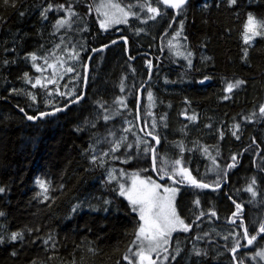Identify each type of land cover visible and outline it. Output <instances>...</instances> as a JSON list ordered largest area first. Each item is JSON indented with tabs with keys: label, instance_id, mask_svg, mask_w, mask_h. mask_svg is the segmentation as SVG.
Wrapping results in <instances>:
<instances>
[{
	"label": "trees",
	"instance_id": "obj_1",
	"mask_svg": "<svg viewBox=\"0 0 264 264\" xmlns=\"http://www.w3.org/2000/svg\"><path fill=\"white\" fill-rule=\"evenodd\" d=\"M118 1L136 8L119 27L125 35L100 28L96 0H0V264H131L125 257L140 218L120 195L119 178L152 175L154 142L140 135L135 116L148 75L140 121L159 139L158 176L180 180L175 170L183 168L199 182L229 184L179 187L176 210L189 228L172 234L163 264H234L232 249L253 236L235 259L264 264L247 256L264 247V27L245 42L250 15L264 24V0H189L176 17L158 0L151 17L143 15L147 0ZM67 12L69 26L58 27ZM120 38L127 45L111 44ZM237 80L244 83L226 91ZM82 92L63 112L27 118ZM120 97L121 114L99 115ZM195 143L215 145V171ZM247 185L255 195L242 190ZM13 232L23 239L12 241Z\"/></svg>",
	"mask_w": 264,
	"mask_h": 264
},
{
	"label": "snow or ice",
	"instance_id": "obj_2",
	"mask_svg": "<svg viewBox=\"0 0 264 264\" xmlns=\"http://www.w3.org/2000/svg\"><path fill=\"white\" fill-rule=\"evenodd\" d=\"M7 3V0H5ZM159 2V0H158ZM187 2V0H163V3L170 5L173 8L176 9H182L183 5ZM231 3H235V0H230ZM51 5H49V9H45V12L42 13V15H45L46 12L51 9ZM59 7L63 8V5H60ZM113 7H119L118 5H113ZM121 12H123V9H120ZM149 12L152 13H158V9L156 8H148ZM70 14L71 10L69 9ZM107 15V14H105ZM121 20L119 18H113V19H107L105 21H101V27L107 28L111 23H120ZM126 22V21H125ZM67 23L65 20H58L57 26L63 27L64 24ZM183 27V23L181 22V28ZM257 27H264V24L257 25L254 18L250 15L248 17V24L245 27V42L247 43L250 39L248 36L249 32H252L253 35H259L260 33L256 32L255 29ZM179 35V33H177ZM32 60H36L35 54H31ZM51 67V65H50ZM68 71H71V69H68ZM25 76L27 77V73H25ZM207 79V78H206ZM39 83V81H37ZM243 81L237 80L235 83H228L226 91L231 92L234 88L239 87L241 84H243ZM227 98V97H226ZM34 99V97H33ZM149 99H151V93H149ZM61 109H57V111H60ZM21 111H23L21 109ZM260 111L264 113V106L260 108ZM41 115H47V113H41ZM28 119H35V117L29 116ZM107 119V117H105ZM192 119H195V117H192ZM151 135V133H149ZM157 143L159 141L157 140ZM116 147H119L117 145ZM116 149L114 148L113 151ZM154 151V150H153ZM95 160V157L93 158ZM155 161V157L153 158ZM233 161H235V156L232 158ZM180 161H176V164H179ZM235 164L229 165V167H234ZM181 174H185L186 170L181 169ZM114 178V177H113ZM186 179H189L190 182L201 188L209 187L206 184H201L195 180V178L191 177L190 174L185 175ZM40 185V187L43 189L44 192H47V186L44 181L39 180L37 181ZM255 181H253L254 183ZM219 185H217L218 187ZM160 187V185L154 184V182L151 183V185L148 182H145L143 180L137 181L133 180L132 187L125 189L124 185L120 186V195L126 196L130 203L134 206L133 211H139L140 214V220L143 221V224H141L138 233H137V240L143 243L144 240L149 241L150 244V251H156V248L160 246L159 241L163 240L164 243H167V237L171 235L173 231L176 230L177 227H182L184 231H188L189 225H186L182 219L177 215L176 209L173 205L174 200V189H164V191L171 192L172 195L168 197H162L159 196L157 193V189ZM4 188H0V192H4ZM248 191H252L251 186H249ZM45 199H47V196H45ZM198 204L199 201H196ZM136 206H139L138 208ZM237 208H239V205H237ZM0 215H3V213H0ZM214 215V213H213ZM236 214L234 213V216ZM260 232L264 233V226H261ZM245 235H247V230L245 229ZM10 239L12 241H16L17 239L22 240L23 239V232H13L11 234ZM256 239L255 236L251 237L248 240V244H252V242ZM2 242V240H0ZM47 243V241H45ZM240 247L239 242H237L236 247L232 249L233 252L237 250V248ZM166 251V249H165ZM197 254H199L197 252ZM136 256L140 258L141 264H143V261L147 259L149 261V264H155V261H152L150 257L145 256L143 248H140L139 251L135 253ZM257 255L264 256V252L258 253ZM175 257H173L174 259ZM125 259H128L126 256Z\"/></svg>",
	"mask_w": 264,
	"mask_h": 264
},
{
	"label": "rangeland",
	"instance_id": "obj_3",
	"mask_svg": "<svg viewBox=\"0 0 264 264\" xmlns=\"http://www.w3.org/2000/svg\"><path fill=\"white\" fill-rule=\"evenodd\" d=\"M147 1H149V4L147 5L148 8H149V7H151L152 3L154 4L155 0H147ZM113 5H118L119 7L118 8L117 7H113ZM120 9H123V12H121ZM93 12L96 14L95 16H96V19L98 21L99 26L101 25V21H105L107 19L119 18L121 20L120 23H111L107 28H102L100 26V28L103 31L108 33L112 29H114L116 27L119 28L120 26L126 24L130 20V18L133 15L136 14V8L133 7V12H132V11H128L127 9H125V7H123L119 3L118 0H96L95 6L93 8ZM105 14H107V15H105ZM143 15H145L146 17L153 16V14L151 12H149V11H147L146 13H143ZM69 16H70L69 12H67L63 17H60L58 19V20L67 21V23H65L63 27L69 26V20H70ZM145 18H143V20ZM146 19H148V18H146ZM123 32L124 31H122V29L119 28V29H116L115 33L125 35L124 34L125 32L124 33ZM251 35H252V32H249L248 36L250 37ZM122 99H124V98L120 97V98H118L115 101V107L113 108L112 112H107L105 115H104V113L99 114V115H101L102 117L112 118V117H115V116L121 114L122 113V109L125 108V106H124L125 100H122ZM126 107H127V103H126ZM178 161H180V160H178ZM217 168H218V166L215 165V164L210 165V171H215ZM181 169H183V168H181ZM181 169H176L175 172L178 173V174H176L177 178H179L182 181V180H184L185 175H186L187 172L185 174H181V171H180ZM163 175H164V173H163ZM134 179L137 180V181L143 180L145 182H148L150 185L152 183L151 176L145 177V176L140 175L139 173H122L120 175V178H119V187L121 185H124L125 189L131 188L132 187V182H133ZM158 185H160L159 188L161 190L159 192H157V193H158L159 196H162V197H168V196L172 195L171 192H167L166 193L164 191V189H174L175 190L173 205H174V207L176 209L175 202H176L177 194L179 192V188L177 186L171 185L170 183H168V184L162 183V184H158ZM127 200H128V198H127ZM136 207L138 208L139 206H136ZM136 213L138 214V216L140 218V214H139L138 210L136 211ZM176 213H177V210H176ZM177 215H178V213H177ZM180 219H182V218L180 217ZM141 224H143L142 220H141V222H139L138 230H139ZM182 229H183L182 227H177L176 230L173 231L171 233V235L167 237V243L166 244L164 243L163 240H160L159 241L160 246L158 248H156V251H150V247L151 246L149 244V241L144 240L143 243L141 244V242L137 240V236H136V240H135V244H134L135 246H133L132 249L129 251L127 261H129L131 264H141L140 258L138 256H136L135 253L137 251H139L140 248H143L145 256L150 257L152 261H155V264H163L168 259V254H169L168 253L169 252L168 251V245H169L170 238H171L172 234L174 232L182 230ZM165 249H166V251H165ZM261 252H264V247L256 249L254 251H251L250 254H248L247 256L249 258H251V259H258L262 263H264V256L257 255L258 253H261ZM143 264H149V261L147 259H145L143 261Z\"/></svg>",
	"mask_w": 264,
	"mask_h": 264
},
{
	"label": "water",
	"instance_id": "obj_4",
	"mask_svg": "<svg viewBox=\"0 0 264 264\" xmlns=\"http://www.w3.org/2000/svg\"><path fill=\"white\" fill-rule=\"evenodd\" d=\"M159 1H160V3H161L163 6L172 9V11H173V13H174V17L177 16V12H178L180 9L173 8V7H171L170 5L163 3V0H159ZM188 1H189V0H187V2H188ZM187 2H186L183 6H185V5L187 4ZM120 42H121V43H124V44L127 45V40H126V39H116V40L113 41L111 44H113V43H120ZM108 45H109V44H108ZM108 45L101 46V47L99 48V50H103V49H105ZM94 52H95V50H93V52L89 55V57H88V59H87V62H86V64H85V78H84V84H83V92H84L85 84H86V82H87V78H88V75H89V63H90V60H91L92 55L94 54ZM133 59H134V58H129V60H131V61H132ZM148 80H149V75H148L147 79L145 80V82H144V83L138 88V90H137V93H136V111H135V116H136V124H137V127H138V130H139L140 134H141V135H144V136H146V137H148V138H150V139H152L153 142H154V144H153V146H152V148H151V150H150V163H151V168H152L153 173L156 174V163H155V161H154L153 158L155 157V150H156V148H157V146H158V144H159V143H157V140L159 141V139H158L157 136H155V135H153V134L149 135V133H148L147 131L144 132V131L142 130L141 122H140V108H141V102H142V97H143V96H142V93H143L144 87H145L146 83L148 82ZM202 82H206V80H204V81H202ZM83 92H82V94H81L80 96L76 97L75 99L71 100L69 103H67L66 105H64L63 108H61V110H65L67 106L79 102V101L82 99V97H83ZM57 109H58V108H56V109H54V110H49V111L40 112V113L36 114L34 120L36 121V120L42 119V118H44V117H47V116H50V115H54V114H56L57 112H59V111H57ZM41 113H47V115H43V116H42ZM153 150H154V151H153ZM186 175H187V173H186ZM156 177H158V176L156 175ZM166 178H168V177H163V178H161V179L158 178V180L162 181V180H165ZM187 180L189 181V183H190L191 185H193V184L190 182L189 179H187ZM199 183H201V182H199ZM201 184H205V183H201ZM225 184H227V179H224V180L219 184L218 187H217V186H211V185L206 184V185L209 186V187H206V188H207V189H210V190H219V189L222 188ZM193 186H195V185H193ZM248 240H249V239L246 238V244H245V246H243L242 248H237L236 251H238L239 249H247V248L250 246V244H248ZM236 251H235V252H233V251L231 252V255L233 256L234 264H238V262H237L236 259H235V253H236Z\"/></svg>",
	"mask_w": 264,
	"mask_h": 264
},
{
	"label": "flooded vegetation",
	"instance_id": "obj_5",
	"mask_svg": "<svg viewBox=\"0 0 264 264\" xmlns=\"http://www.w3.org/2000/svg\"><path fill=\"white\" fill-rule=\"evenodd\" d=\"M120 29H122V27L120 28ZM115 34H118V33H115ZM124 39H126V38H124ZM227 97V96H226ZM195 145L196 146H198L199 147V150H194V153H197V154H201V155H203L205 158H208V159H210V160H212V161H214V160H216V158H215V156L214 155H212V153H211V148H213L215 145L214 144H212V143H210V144H208V145H206V144H198V143H195ZM190 158H192V157H190ZM190 158H187V159H189V162H190ZM191 160H193V159H191ZM236 161H238V163H239V161H240V158H238V159H236ZM215 165H217L218 164V162H216V161H214L213 162ZM189 174V173H188ZM164 176H159V178L161 179V178H163ZM192 177V176H191ZM151 178H152V182H154V184H162V183H165V184H168V182H170V184L171 185H174V186H177L178 188L179 187H182V186H187V185H191L190 183H189V181L186 179V178H184V180H178V179H175V178H173V177H170V176H168V178H166L165 180H162V181H160V180H158L157 178H156V176L155 175H153V173H152V175H151ZM194 178V177H193ZM196 180V179H195ZM224 180V179H223ZM223 180H221L217 185H219ZM197 181V180H196ZM207 184V183H206ZM217 185H215V186H217ZM249 186L250 185H247L244 189H242L244 192H247L248 194H251V195H255V191H254V188L251 186V188H252V191H248V188H249ZM229 187V184H225L221 189H219V190H222V189H224V190H227V188ZM161 189L160 188H158L157 189V192H159ZM140 222H141V220H140Z\"/></svg>",
	"mask_w": 264,
	"mask_h": 264
},
{
	"label": "bare ground",
	"instance_id": "obj_6",
	"mask_svg": "<svg viewBox=\"0 0 264 264\" xmlns=\"http://www.w3.org/2000/svg\"><path fill=\"white\" fill-rule=\"evenodd\" d=\"M165 7V6H164ZM167 8V7H166ZM171 9V8H170ZM172 10V9H171ZM178 13V12H177ZM120 39H124V38H120ZM127 40V39H126ZM127 42H128V40H127ZM93 50H95V52H94V54L92 55V58H91V60H90V63H89V66H90V64H91V62H92V59H93V57H94V55H95V53L98 51L97 49H93ZM93 50L89 53V55L93 52ZM89 55L87 56V59H88V57H89ZM87 59H86V62H87ZM85 78V77H84ZM2 99H1V97H0V101H1ZM61 108H63V107H60V108H58V109H61ZM64 110H60L59 112H63ZM135 111H136V106H135ZM29 117V116H28ZM27 117V118H28ZM32 117H35V116H32ZM29 121H31V122H37L38 120H34V119H28ZM40 120V119H39ZM141 122V121H140ZM141 127H142V124H141ZM153 141V140H152ZM157 149V148H156ZM155 152H156V150H155ZM152 169V168H151ZM152 173H153V171H152ZM153 175H158L157 174V169H156V174H154L153 173ZM197 182H199V181H197ZM201 183H203V182H201ZM206 184V183H205ZM221 189V188H220Z\"/></svg>",
	"mask_w": 264,
	"mask_h": 264
}]
</instances>
